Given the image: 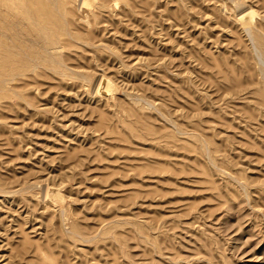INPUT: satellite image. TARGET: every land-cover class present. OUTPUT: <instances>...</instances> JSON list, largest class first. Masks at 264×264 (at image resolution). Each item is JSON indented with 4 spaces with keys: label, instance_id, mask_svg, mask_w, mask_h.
<instances>
[{
    "label": "rangeland",
    "instance_id": "obj_1",
    "mask_svg": "<svg viewBox=\"0 0 264 264\" xmlns=\"http://www.w3.org/2000/svg\"><path fill=\"white\" fill-rule=\"evenodd\" d=\"M263 62L264 0H0V264H264Z\"/></svg>",
    "mask_w": 264,
    "mask_h": 264
},
{
    "label": "bare ground",
    "instance_id": "obj_2",
    "mask_svg": "<svg viewBox=\"0 0 264 264\" xmlns=\"http://www.w3.org/2000/svg\"><path fill=\"white\" fill-rule=\"evenodd\" d=\"M56 1V0H55ZM62 25V24H61ZM263 31V30H262ZM261 33V32H260ZM260 35V34H259ZM248 37H249V34H248ZM251 37V36H250ZM252 38V37H251ZM249 39V38H248ZM253 39V38H252ZM254 53V52H253ZM259 54V53H258ZM260 55V54H259ZM264 63V62H263Z\"/></svg>",
    "mask_w": 264,
    "mask_h": 264
}]
</instances>
